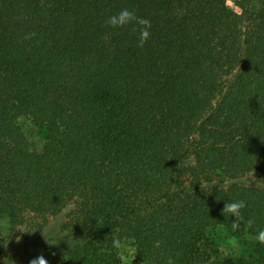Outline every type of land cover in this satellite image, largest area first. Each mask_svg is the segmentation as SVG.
I'll use <instances>...</instances> for the list:
<instances>
[{"label":"trees","instance_id":"obj_1","mask_svg":"<svg viewBox=\"0 0 264 264\" xmlns=\"http://www.w3.org/2000/svg\"><path fill=\"white\" fill-rule=\"evenodd\" d=\"M123 8L150 20L143 47L106 25ZM60 215L23 264H121L113 237L133 264H264L258 241L220 262L206 245L211 227L264 230V0H0V264Z\"/></svg>","mask_w":264,"mask_h":264},{"label":"rangeland","instance_id":"obj_2","mask_svg":"<svg viewBox=\"0 0 264 264\" xmlns=\"http://www.w3.org/2000/svg\"><path fill=\"white\" fill-rule=\"evenodd\" d=\"M228 1L231 3L233 0ZM18 122L27 138L30 149L40 152L45 143L44 128L35 124L29 117H21ZM62 220V215L52 218L49 220L48 226L38 232H31L24 227L19 228L15 236L16 245L11 252V256L15 258V264H23L34 252L42 250L50 244L47 241L45 243L44 240L57 238L58 225ZM0 229L3 236L6 238L10 237L9 219L7 217L0 219ZM255 241L253 236L234 233L224 226L211 227L206 232L207 248L211 253L212 259L217 262L229 258L236 259L250 256L253 252ZM122 245L123 247L119 249L121 264H133L135 259L134 246L131 242H126Z\"/></svg>","mask_w":264,"mask_h":264},{"label":"clouds","instance_id":"obj_3","mask_svg":"<svg viewBox=\"0 0 264 264\" xmlns=\"http://www.w3.org/2000/svg\"><path fill=\"white\" fill-rule=\"evenodd\" d=\"M105 23L107 26H110L114 29L125 28L129 25H132V31L139 33L137 45L138 47H143L151 36L150 29L152 25L150 20L137 16L134 11H131L127 8H123L118 13L109 16ZM34 36L35 33H29L25 37H23V39H31ZM245 207L246 204L243 200L228 201L224 204L221 210L224 216L225 214H228L231 217H235V219L231 223V228L234 231L240 228L241 222L244 220L241 209ZM252 223L253 221L250 219L247 221L249 227H251ZM254 239L260 244H264V230H260L254 237ZM112 245L115 249H121L123 247L121 240L117 237H113ZM29 264H49V262L43 254H40L39 256L31 259ZM165 264H175V260L171 256H169L165 261Z\"/></svg>","mask_w":264,"mask_h":264}]
</instances>
